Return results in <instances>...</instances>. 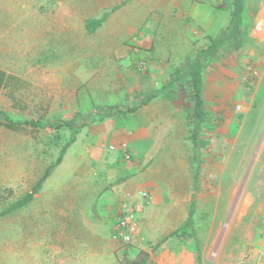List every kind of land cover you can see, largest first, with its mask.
I'll return each instance as SVG.
<instances>
[{"label": "rangeland", "instance_id": "374dc122", "mask_svg": "<svg viewBox=\"0 0 264 264\" xmlns=\"http://www.w3.org/2000/svg\"><path fill=\"white\" fill-rule=\"evenodd\" d=\"M73 1L0 0V111L37 123L13 125L0 115V187L12 189L5 203L31 191L67 144L32 201L0 217V264H130L140 252L148 253L144 264H264L257 258L264 210V42L258 37L264 32L255 28L264 19V0L244 1L241 46L219 49L206 63L221 68L229 94L204 101L196 147L184 80L159 92L146 80L157 57L154 30L139 27L123 43L129 52L122 61L112 39L84 29L74 53L72 33L60 30L62 16L81 10L84 22L90 0L67 4ZM208 1L226 20L230 0ZM216 23L213 18L211 30ZM215 35L189 39V55L173 57L188 59ZM118 62L138 77L119 84L110 74ZM231 65L244 71L238 75ZM60 121L72 126L56 128ZM138 203L139 231L127 244L118 238L116 218L121 204ZM186 221L194 234L153 249L181 233Z\"/></svg>", "mask_w": 264, "mask_h": 264}, {"label": "crops", "instance_id": "0c3cea01", "mask_svg": "<svg viewBox=\"0 0 264 264\" xmlns=\"http://www.w3.org/2000/svg\"><path fill=\"white\" fill-rule=\"evenodd\" d=\"M76 1L74 0L67 4H72L73 6L79 5ZM113 7L117 8L109 13L107 18L91 35L112 39V51L116 55L120 53L122 61L125 58L124 54L129 52V49L125 51L126 49L123 43L135 35L136 33L134 32L139 27L152 28L155 32V38H157V41L154 42L157 47V57L148 66V73L145 76H147L146 80L151 81L153 86L157 85L158 92L166 84L171 86L182 80L186 83L184 73H187L188 65L184 64H187V59H179L178 56L174 58L173 55H178V52L181 51V55L186 56L189 53V46H187L186 42H189V39L209 38V36L217 34L226 25L229 17V11L226 20H224V12H220L221 10H219L220 13H214L213 11H218V8H214L208 0H90V14L84 18V22L81 10L75 9L73 13L67 12L66 15L62 16L63 27L60 30L62 32L68 30L67 36L72 33L74 53H76V47L78 53L81 51L80 38L82 29L85 32V21L90 18H99L104 12L110 11ZM186 17H189L190 25L180 27L178 23L183 22ZM213 18L217 20V23L215 24V28L211 30L209 23L211 21L213 22ZM77 38L78 40L76 41ZM258 41L264 42V38L258 37ZM175 42H178L179 45L177 46ZM146 44L147 41L142 42V45ZM202 48H205V46ZM195 51L196 49L192 50V55ZM120 62L113 65V69L110 70V74L112 73L116 77L114 80H117L119 84L121 82L125 84V79L128 80L131 76L138 77L129 68V65H120ZM211 66L212 73H210ZM216 66L205 64L201 71L200 78L203 102L210 101V98L221 102L224 96L229 94L226 84L223 85L220 81V76H223L220 72L221 68L219 67L216 70ZM258 68L261 67L258 66ZM231 70L237 71L238 75H241L244 71L243 68L240 69L239 65H231ZM206 71L207 75L205 77ZM179 97L181 98V94ZM263 227L264 210L261 232ZM250 258L252 260L254 259L252 255ZM257 258L259 259L261 257L257 256Z\"/></svg>", "mask_w": 264, "mask_h": 264}, {"label": "trees", "instance_id": "16d2710c", "mask_svg": "<svg viewBox=\"0 0 264 264\" xmlns=\"http://www.w3.org/2000/svg\"><path fill=\"white\" fill-rule=\"evenodd\" d=\"M244 1L245 0H231V4L229 5V17L226 25L219 30V32L210 40V43L205 46V48L196 49L192 57H188L187 59L188 70L187 73H184V75L186 76V85L188 86V89H185L184 92H189L188 95L190 96V99L192 101V111L189 117L194 122V126L191 130V139L194 147H196L197 139L199 136V125L201 122L206 120L207 116V113L204 110V102L201 93V71L203 69V66L209 60L214 59L219 49L226 48V46L232 45L233 49L236 50L241 46ZM116 8L117 7H113L110 11L104 12L99 18L87 19L84 23L85 32L87 34L93 33L95 29L107 18L109 13L111 11H114ZM0 115L2 116V119L9 124L25 126L37 125L34 120H13L11 117L5 115L1 111ZM65 126L71 127L72 125L68 121H60L55 127L61 128ZM66 148L67 144L60 149L59 154L54 162L45 168L40 178L32 186L31 191L24 193L18 198L12 199L11 201H9V203L6 204V200L12 198V189L7 187H0V206H6L0 210V217L10 214L17 209L26 206L32 201L34 195L41 190L43 184L49 179L55 168L61 163L66 152ZM198 174L199 164L197 165L193 177V195L187 218L188 221H190L193 213L194 192H196L198 189ZM188 221H186L181 227V233H178L177 231L174 235H166L157 242L153 249H158L159 247H161L166 241L171 239L172 236L178 238L180 236L182 237V234H186L188 236L194 234L195 229ZM188 231H191V233H193L191 234ZM147 259L148 253L140 252L135 259L130 261V264H144Z\"/></svg>", "mask_w": 264, "mask_h": 264}, {"label": "built area", "instance_id": "2783aa9c", "mask_svg": "<svg viewBox=\"0 0 264 264\" xmlns=\"http://www.w3.org/2000/svg\"><path fill=\"white\" fill-rule=\"evenodd\" d=\"M255 28L260 32H264V19H260L255 23ZM252 77L258 75L257 70L251 71ZM121 210L116 218L115 227L117 229L118 238L124 243H131L135 240L139 231V214L142 210V204L138 203L134 207H127L126 204H121ZM258 254L262 258L264 257V227L260 237V247L258 248Z\"/></svg>", "mask_w": 264, "mask_h": 264}]
</instances>
